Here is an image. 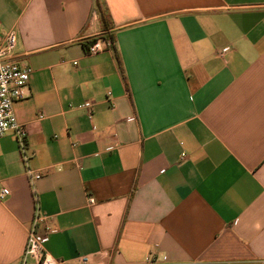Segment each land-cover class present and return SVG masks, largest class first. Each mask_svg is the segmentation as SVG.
Masks as SVG:
<instances>
[{
	"label": "crops",
	"instance_id": "obj_1",
	"mask_svg": "<svg viewBox=\"0 0 264 264\" xmlns=\"http://www.w3.org/2000/svg\"><path fill=\"white\" fill-rule=\"evenodd\" d=\"M101 2L113 50L88 55L95 0H0L32 69L24 149L0 137V264L36 209L63 264H264V0Z\"/></svg>",
	"mask_w": 264,
	"mask_h": 264
},
{
	"label": "built area",
	"instance_id": "obj_2",
	"mask_svg": "<svg viewBox=\"0 0 264 264\" xmlns=\"http://www.w3.org/2000/svg\"><path fill=\"white\" fill-rule=\"evenodd\" d=\"M96 19H99V12L94 6L90 21L92 22ZM85 43H88L84 47L86 54L97 55L107 50H113L114 39L109 31H104L90 39L84 40L83 44ZM14 47L15 34L14 32H9L0 43V137L11 133L20 145L21 150H23L27 130L24 125L18 123L13 106L15 102L23 97V90L28 86L32 69L25 59L14 57ZM81 107L89 110L90 105L83 104ZM42 117L40 116L39 118ZM28 175L31 179H39L41 177L40 174L30 171ZM8 194V189H1L0 201L4 200ZM88 203L91 205L94 200L89 197ZM56 231V228L52 225V218L42 215L36 209L27 231L20 264H27L29 261H32L33 264H63V262L52 258L45 250V244L49 236Z\"/></svg>",
	"mask_w": 264,
	"mask_h": 264
},
{
	"label": "trees",
	"instance_id": "obj_3",
	"mask_svg": "<svg viewBox=\"0 0 264 264\" xmlns=\"http://www.w3.org/2000/svg\"><path fill=\"white\" fill-rule=\"evenodd\" d=\"M95 6L99 12V20L102 23V27H103V31H108L109 28L107 26V22H108V17L109 14L106 10V7L103 5V3L101 2V0H95ZM113 38V37H112ZM93 42V41H92ZM88 45V43H85L83 46L86 47Z\"/></svg>",
	"mask_w": 264,
	"mask_h": 264
}]
</instances>
